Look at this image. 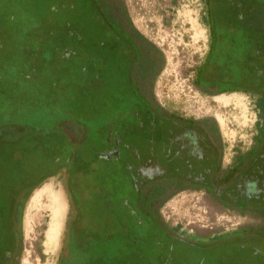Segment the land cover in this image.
<instances>
[{
    "label": "trees",
    "instance_id": "obj_1",
    "mask_svg": "<svg viewBox=\"0 0 264 264\" xmlns=\"http://www.w3.org/2000/svg\"><path fill=\"white\" fill-rule=\"evenodd\" d=\"M0 2V41L7 40L15 44L13 51L0 49V155L6 157V150L13 149L11 157H7L11 163L12 159H20L16 156L18 150L26 151L30 156V160L23 159L19 165L9 166L11 175L21 172L22 176L5 197L0 195V200L7 206L4 214L2 211L0 214L9 218V210L13 208L16 210L20 205L22 215L23 204L30 192L38 187L42 180L63 171V184L74 215L73 227L75 224L81 225V221H92L85 216L83 210L81 211L77 200L78 195L81 196L80 179L85 177L87 183L90 179L88 186L93 188L91 186L93 183L94 190H98L99 194L106 197H109L113 190L107 181H100L92 176L89 178L82 172L81 166L86 162L91 166L96 157L105 158L111 147H115V140L109 147L104 145L111 142V133L106 131L105 134L99 130L98 123L100 120L101 122L107 120L109 115L108 112L99 113L98 110L101 98L105 97L101 81L102 64L97 63L101 62V55H97L89 47L91 44L96 46L97 43L101 44L100 35L103 36L101 39L105 47L103 64L106 68L109 66L112 77L115 66L124 65L127 77L124 82L119 81L120 89L129 97L133 96V93L140 95L138 91L141 92L140 84L133 81L134 66L139 67L138 75L142 77L140 79L143 82L148 79L149 85L152 86L161 68L159 50L132 24L120 0H86L100 24L98 25L95 20L92 27L86 26L81 32L65 28L62 31L58 30L54 36L59 38L56 41L61 44L57 43L56 46L48 41L52 31L51 25H42L38 30L30 26L39 12L29 8L28 0ZM201 2L203 9L200 22L208 30V48L194 68L193 84L202 93L209 95L242 92L250 97L256 116L251 144L245 148L235 145L229 162L223 166L219 159L206 176L179 175L170 165L172 158L166 159L169 156L170 141L174 139L171 135L178 133V137L187 134L189 129L204 138L209 137L210 141L216 144L215 148L220 157L225 146L217 123L210 117L183 116L153 105L151 103L153 96L150 99L140 95L145 101L142 106L148 109L142 115L146 126L152 130L154 139L166 143V148L162 150L164 152L162 160L166 164H161L154 174L144 173L139 167L147 160L151 162V159L144 158L146 161L142 163L136 149L127 146L124 147L125 171L131 174L136 189L142 193L137 195L139 204L145 200L149 206L160 205L165 200L161 197L170 189L173 192L200 190L229 211L255 214L264 219V17L260 22L254 21V16L259 12H263L264 16V0H201ZM52 6L47 10L51 11ZM68 9L75 13L74 6ZM20 17L22 20H18ZM70 19L68 15L67 20ZM101 23L106 26L105 32L103 24L100 28ZM6 27H11V30L7 32ZM21 36H24L23 40L32 38L33 44L27 45L23 40H19ZM72 36L76 38L73 42L69 38ZM31 71L42 73L41 78L44 82L41 78L33 82L30 78ZM47 124H53V129H49L46 135L48 137L42 135L36 137L37 128ZM57 127L58 131L55 130ZM35 144L39 147H35ZM10 145L13 148L8 147ZM113 155L120 156L118 153ZM156 161L159 164V161ZM41 167L47 170L43 176ZM35 174L40 178L29 184V178ZM135 178L142 179L143 183L140 185ZM90 188L88 190L93 191ZM96 195L98 194L92 192L91 200L83 199L88 214L92 217L97 209L94 198ZM146 210L152 215L151 220L162 223L156 208L149 207ZM171 229L178 232V225ZM254 229L261 231L258 239L254 241L253 237L248 236L245 243L260 244L264 256V225L243 227L213 235L210 238V245L217 247L216 245L224 238H239L242 234L247 236ZM19 237L22 242L21 231ZM90 249L91 264L100 262L115 264L117 257L111 256L113 253H109L110 247L106 246V250L102 252H98V248ZM78 252L80 249L77 243L68 241L60 255V264L80 262H76V259L81 260L83 256L76 254Z\"/></svg>",
    "mask_w": 264,
    "mask_h": 264
},
{
    "label": "rangeland",
    "instance_id": "obj_2",
    "mask_svg": "<svg viewBox=\"0 0 264 264\" xmlns=\"http://www.w3.org/2000/svg\"><path fill=\"white\" fill-rule=\"evenodd\" d=\"M56 1L28 0L29 8L37 10L40 14L34 18L30 26L38 30L42 25H51L52 31L48 41L53 42L55 46L57 43L61 44L56 41L59 38L54 36L58 30L62 31L65 28V30L81 32L86 26L92 27L96 20L86 0H60L59 3ZM120 2L132 24L155 45L161 56V68L152 86L146 85L144 93L150 99L153 96L151 100L153 105L183 116L213 118L225 146L222 162L227 164L235 145L245 148L251 144L256 116L252 101L247 94L242 92L221 94L219 96L225 99L222 101L217 95L202 93L193 84L194 68L208 48V30L200 22L203 9L201 0H120ZM254 4L257 5L255 1ZM51 6L53 9L48 11L47 9ZM71 6L75 7V13L72 9H68ZM258 9L256 10L259 11ZM67 14L71 18L69 21ZM262 14L263 12L256 14L254 21L260 22L264 17ZM19 19L22 20V17ZM58 20L65 22L61 24L56 22ZM96 23L100 24L98 20ZM102 24L105 32L104 23H101L100 28ZM10 28L6 27L7 32ZM73 36L69 37L71 42L76 40ZM23 37L21 36L19 40H23ZM102 37L100 35L101 44L97 43V46L91 44L89 47L94 53L101 55V62L97 61V63L102 64L101 81L105 97L101 98L98 110L99 113L108 112L109 115L104 122L100 120L98 126L101 132L111 133V142L104 145L109 147V144L115 140V152L120 156L107 154L105 158H94L91 166L88 162L81 166L82 172L89 178L92 176L100 181H107L113 192L106 197L104 194H99L98 190H94L93 183L90 184L93 188L88 186L90 179L87 180L88 183L85 177L80 179V194L84 200L87 198L91 200L92 192L99 196L94 197L97 209L93 217L88 214L87 205L82 197L79 195L77 197L81 211L83 210L85 216L92 220L88 225H91L93 230L95 227L96 234H92L87 229H81L80 225L71 231V239L67 241H75L80 249V252L76 254L83 256L81 260L76 259V262H80L75 263L91 264L90 248H98V252H102L108 246L111 248L109 253H113L111 256L117 257L115 264H263L264 256L260 244L245 243L249 237H253L256 241L261 233L259 229H254L247 236L242 234L239 238H224L216 245L217 247L210 245V238L213 235L243 227L264 225V219L258 215L229 211L202 191L168 190L161 197L165 199L162 204L154 207L162 223L151 220L152 215L146 210L148 204L145 200L142 204L137 203V195L142 193L136 189L131 174L125 171L124 147H134L142 158L155 159L153 156L155 150L162 151L166 146L152 137V130L148 125L146 126L142 118L143 113L148 110L142 106L145 101L137 93L129 97L120 89L119 81L124 82L127 77L124 65L115 66L114 76H110L109 66L106 68L103 64L102 56L105 47L102 45ZM23 41L27 45L33 44L32 38H25ZM14 47L15 44L7 40L0 41V49L13 51ZM41 77L42 73L38 71L30 72L33 82ZM41 81L44 82L42 78ZM52 125L39 126L36 131L38 135L35 133V136L48 137L46 135L49 129H53ZM55 130L58 131L59 128ZM8 147L13 148L11 145ZM35 147L39 145L35 144ZM12 150H6V157H3V154L0 155V163L2 162L0 164V195L3 197L14 189L22 176L21 172L11 175L9 166L19 165L23 159L30 160L29 153L18 150L16 156L20 159H12L11 163L7 157H11ZM40 171L42 176L47 172L45 167H41ZM63 177L64 173L60 171L58 175L42 180L25 200L20 223L22 247L17 264L57 263V257L64 242L66 224L71 215ZM39 178L40 176L35 174L29 178L28 183L32 184ZM76 180L78 183V176ZM135 181L140 185L143 183L142 179L135 178ZM5 210L7 206L0 200V212L3 213ZM2 217L5 216L0 214V219ZM2 224H0V230L5 234ZM176 225H178V232H173L171 227Z\"/></svg>",
    "mask_w": 264,
    "mask_h": 264
},
{
    "label": "flooded vegetation",
    "instance_id": "obj_3",
    "mask_svg": "<svg viewBox=\"0 0 264 264\" xmlns=\"http://www.w3.org/2000/svg\"><path fill=\"white\" fill-rule=\"evenodd\" d=\"M138 72H139V67L134 66V69L132 70V76L134 79L133 81L136 84H140V89H141V92L138 91V93L145 98H149V96L144 93V88L146 87V85L149 84L148 79L143 82V80L140 79L141 76L139 77ZM222 94H228V93H222ZM177 134L171 135V137L174 139L170 141L169 144L170 150L169 151L167 150L169 152V156L166 159L169 160V158H172L170 165L171 167H173V169H176L178 171L179 175H183V176L190 175L191 177H199V176L203 177L206 176L207 173L213 169V167L217 164L219 159H221L222 162L224 152L219 157V153L215 148L216 144L212 143L209 137L204 138L199 133H195V132L193 133V131L192 130L190 131L189 129L187 130V134L180 135L178 137ZM162 153L164 152L158 149L155 150V155H153L155 159L149 157L151 159V162L147 160V162L144 165L142 164L139 167L142 170V172L147 174H154L156 172V169H159L161 164H166L165 161L162 160L161 158L163 155ZM107 154H117V152H115V147L114 146L111 147V150H109ZM144 158L140 157L142 163L146 161V159ZM156 160L159 161V164L157 163ZM222 165L225 166L226 164H223L222 162ZM62 179L64 182V177ZM19 207L16 210L11 209L8 212L9 218L2 217L0 219V224L3 223L2 225L4 226V230L6 231L5 234H3L2 231L0 230V264L18 263L19 255L22 247L21 245L22 242L19 237V233L21 230L20 229L21 206L19 205ZM149 207H153L154 209L155 206L148 205L146 208ZM73 216L74 215L71 207L70 219L68 220L65 228L64 242L61 247L60 253L57 257L56 264H60V260H59L60 255L62 253V250L66 247L68 241L71 239L70 238L71 231L75 227L77 228L76 224L73 227V219H72ZM89 223L90 220H85L84 222L81 223L80 228L87 229L88 231L92 232V234L94 233L96 234L95 227L93 230L91 228L92 226L88 225ZM67 239L69 240L67 241Z\"/></svg>",
    "mask_w": 264,
    "mask_h": 264
},
{
    "label": "bare ground",
    "instance_id": "obj_4",
    "mask_svg": "<svg viewBox=\"0 0 264 264\" xmlns=\"http://www.w3.org/2000/svg\"><path fill=\"white\" fill-rule=\"evenodd\" d=\"M219 96V95H218ZM219 97H221V96H219ZM222 99V101H224L225 99H223L222 97L220 98V100ZM221 102V101H220ZM52 246V245H51ZM51 246H49L50 248H51Z\"/></svg>",
    "mask_w": 264,
    "mask_h": 264
}]
</instances>
